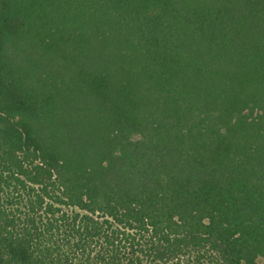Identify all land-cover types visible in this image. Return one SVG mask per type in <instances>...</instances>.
<instances>
[{
  "label": "trees",
  "instance_id": "16d2710c",
  "mask_svg": "<svg viewBox=\"0 0 264 264\" xmlns=\"http://www.w3.org/2000/svg\"><path fill=\"white\" fill-rule=\"evenodd\" d=\"M0 264H264V0H0Z\"/></svg>",
  "mask_w": 264,
  "mask_h": 264
}]
</instances>
